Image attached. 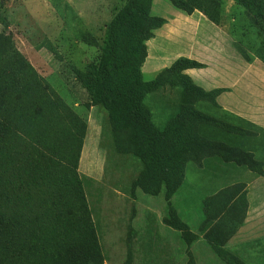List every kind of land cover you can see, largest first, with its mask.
<instances>
[{"label": "rangeland", "instance_id": "1", "mask_svg": "<svg viewBox=\"0 0 264 264\" xmlns=\"http://www.w3.org/2000/svg\"><path fill=\"white\" fill-rule=\"evenodd\" d=\"M148 5L145 15L140 7ZM170 8L168 0H0V37L9 38L46 86L85 120L77 172L86 177L83 189L97 222L103 264H226L214 253L213 240L231 248L240 264H264V238L235 236L245 203L234 169L247 166L219 168L229 143L222 141L223 153L212 147L221 127L213 97L184 78L185 69L176 75L167 70L172 62L165 53V61L153 67L152 44L139 69L148 83L139 86L128 75L135 72L136 41L158 33L153 26ZM222 8L217 25L226 43L234 30L239 38L232 36L233 45L257 58L259 38L247 29L245 11L232 0ZM111 23L108 44L116 45L111 52L116 61L110 75L119 81L108 97H98L104 104L93 105L91 96L99 92L94 65L104 56ZM129 98L138 106L140 123L151 128L157 153L152 158L146 152L148 133Z\"/></svg>", "mask_w": 264, "mask_h": 264}, {"label": "trees", "instance_id": "2", "mask_svg": "<svg viewBox=\"0 0 264 264\" xmlns=\"http://www.w3.org/2000/svg\"><path fill=\"white\" fill-rule=\"evenodd\" d=\"M168 1L186 14L197 10L215 24H221L225 0ZM232 1L245 11L247 29L256 30L260 46L256 57L264 62V0ZM140 10L145 15L150 13L149 5ZM151 18L157 16L151 15ZM158 18L161 21L153 28L165 21ZM112 28V23L106 28L104 56L100 55L94 65L100 94H92L93 105L104 104L98 97H108L114 81H119L115 73L110 75L116 61V55L111 54L116 45L108 44ZM231 34L239 38L236 31L231 30ZM152 35L149 33L136 41L135 72L128 75L135 77L139 86L148 83L139 69L147 55L145 41ZM238 49L247 62L254 60L253 54ZM117 59L123 61L124 58L118 55ZM171 64V69L167 70L174 74L204 66L187 57H179ZM181 75L192 81L183 72ZM195 87L204 96L213 97L221 114L219 136L214 138L217 144L212 147L223 153L225 138L229 147L218 162L246 165L247 169L264 174V129L224 110L216 101L220 88L204 90L196 84ZM134 88L131 85L130 91L134 92ZM129 101L140 127L148 133L146 152L152 158L157 153L151 128L140 123L138 106L133 98ZM85 128V120L46 86L30 63L21 58L9 38L0 37V264H103L97 222L83 189L86 177L77 172ZM237 147L248 153L241 154ZM237 186L239 190L243 186L245 203L238 228L245 217L247 201L244 183ZM211 247L226 264H240L231 248L217 240L211 241Z\"/></svg>", "mask_w": 264, "mask_h": 264}, {"label": "crops", "instance_id": "3", "mask_svg": "<svg viewBox=\"0 0 264 264\" xmlns=\"http://www.w3.org/2000/svg\"><path fill=\"white\" fill-rule=\"evenodd\" d=\"M174 9L167 10L169 15L163 16L166 21L154 30L160 28L159 32H154V36L146 41L145 61L150 55L152 44L157 48L155 58L151 59L153 67L160 61H165L164 53L171 62L179 57H187L202 63L203 67L187 68L185 73L204 90L220 88L216 101L224 110L264 129V62L258 58L247 62L230 37V43H226L224 29L200 11L186 14ZM181 17L184 18L180 19ZM231 164L224 163L219 168L227 170V165ZM236 169L234 170L238 171L239 177L234 176L235 182L244 183L247 207L235 236L248 234L250 240L262 239L264 174L242 167Z\"/></svg>", "mask_w": 264, "mask_h": 264}]
</instances>
